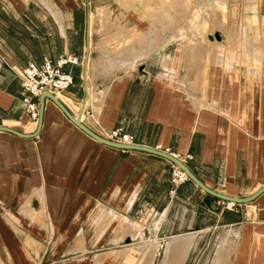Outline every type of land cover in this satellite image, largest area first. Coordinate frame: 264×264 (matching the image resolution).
<instances>
[{"label": "crops", "instance_id": "crops-1", "mask_svg": "<svg viewBox=\"0 0 264 264\" xmlns=\"http://www.w3.org/2000/svg\"><path fill=\"white\" fill-rule=\"evenodd\" d=\"M90 1L88 7L85 0H0V126L35 132L38 122L22 102L20 72L44 56L72 54L80 61L63 69L75 83L57 97L74 115L85 105L92 114L83 123L93 131L105 137L121 126L134 143L177 154L208 186L229 195L248 196L264 186V0L240 2L243 41L254 36L262 48L249 49L247 63L225 71L219 66L236 63L234 52L210 59L200 43L187 50L162 44L120 74L95 65L101 56L97 41L87 37L89 13L108 1ZM128 12L138 27V12ZM168 37L166 42L180 39ZM192 54L205 62L197 65ZM90 56H98L91 67ZM174 164L147 150L99 141L46 97L37 135L0 128V233L11 231L4 219L11 215L24 232L53 235L90 231L84 223L74 226L73 218L109 216L118 218V242L132 239L122 237L125 226L139 234L137 241L158 237L160 248L176 234L193 233L194 249L207 245L206 231L231 224L239 229L228 230L221 244L232 240V253L240 241L232 264H264V192L231 211L191 179L174 183ZM44 216L49 230L39 223Z\"/></svg>", "mask_w": 264, "mask_h": 264}, {"label": "rangeland", "instance_id": "rangeland-1", "mask_svg": "<svg viewBox=\"0 0 264 264\" xmlns=\"http://www.w3.org/2000/svg\"><path fill=\"white\" fill-rule=\"evenodd\" d=\"M107 1V4H99L97 8L93 7V11L91 7L89 14L92 15L87 37L93 36L100 51L98 56L101 57L96 60L95 65L97 63V67L111 68L108 74L116 69H118V74L122 69L129 70L132 66H128V57L131 54L132 56L138 54L139 50L148 46L158 48L165 44L163 48L180 47L187 50L192 45L200 43L199 51H208L207 55L210 59L216 52L217 54L220 51L234 52L237 64L219 66L225 68V71L227 67L232 68L247 63V51L253 49L255 52L256 47H259L254 36H249L250 41H243L242 16L244 10L240 4L241 0ZM85 5L90 7L92 3L90 0H85ZM130 9L138 12V27L130 22L131 19L128 17ZM168 33L171 38L180 39L166 42L165 39L169 38L166 36ZM147 35L149 37H146ZM262 37L261 47L264 46V31ZM261 47L258 49L262 50ZM97 57H89V67L92 65V60ZM191 57H193L191 60H196L197 65L202 64L203 59L200 55L192 54ZM138 60L142 59L136 58L131 62ZM190 61L186 58V64ZM100 73L94 74L97 76ZM257 204L258 202L254 203L252 210L257 209ZM236 207L241 208L240 205ZM96 218L91 216L71 220L74 226L79 225L80 227V224L84 223V228L90 229L84 234L82 232H59L53 235L49 232L43 234L24 232L19 218L13 215L4 217L11 231H8L6 235L0 233V264H153L155 257L156 264H232L235 254L239 252V240L232 253L228 252L227 245L222 246L221 244V239L228 230L239 229L237 225L227 224L206 231L203 239L210 238L207 245L201 248L202 243L199 242L196 248L192 249L191 246L185 256L183 253L178 255L170 253L167 243L171 239H181L182 236H195L193 233L176 234L160 248L158 237L151 239L143 237L137 241L135 239L139 234L130 232V228L124 226L122 237L130 235L132 239L125 238L122 242L120 240L118 242V218L106 216L100 221ZM46 221L48 222L44 216L39 223L49 230V222ZM210 221L212 223V220ZM228 222L226 220L224 224ZM136 229L141 230L142 228ZM129 242L131 243L127 244ZM121 247L125 248L119 249Z\"/></svg>", "mask_w": 264, "mask_h": 264}, {"label": "built area", "instance_id": "built-area-1", "mask_svg": "<svg viewBox=\"0 0 264 264\" xmlns=\"http://www.w3.org/2000/svg\"><path fill=\"white\" fill-rule=\"evenodd\" d=\"M79 61V58L72 54L62 55L56 60L44 56L41 63L30 62L22 68L20 79L25 91L22 102L26 112L33 121L38 122L39 120L40 96L43 92L50 91L58 96L60 92L68 89L75 83L74 74L65 71L63 67L66 63H78ZM85 114L92 113L89 110L85 111L84 105L82 112L77 115L80 116L82 122ZM105 137L121 143H134V136L121 126L108 130ZM175 155L177 156V154ZM172 180L174 183H179L180 181L189 180V177L180 166L174 164ZM221 201L231 211H237L238 207L236 206L240 205V203L234 201L223 199Z\"/></svg>", "mask_w": 264, "mask_h": 264}, {"label": "water", "instance_id": "water-1", "mask_svg": "<svg viewBox=\"0 0 264 264\" xmlns=\"http://www.w3.org/2000/svg\"><path fill=\"white\" fill-rule=\"evenodd\" d=\"M46 97L53 99L77 125H79L83 130H85L88 134H90L94 138L98 139L99 141L104 142V143L109 144V145H112V146L120 147V148L143 149V150H147L149 152H153L155 154L165 156L168 159L172 160L175 164L180 166L187 173L189 179L194 181L202 190H204L205 192H208L209 194L217 196L223 200L234 201L236 203H248V202L255 200L258 196H260V194H262L264 192V186L260 187L258 190H256L254 193H252L248 196H233V195H229V194H226L224 192H221V191H217V190L211 188L210 186H208L205 182H203L188 167V165L183 160H181L179 157H177L175 154H173L171 152H168L166 150H162L159 148H155L152 146L139 144V143H121V142H117V141L108 139V138L98 134L97 132H95L91 128H89L85 123H83L80 119V116L74 115L68 109V107L64 103H62V101L54 93H52L50 91H45L40 96L39 120H38L37 130L35 132L24 133V132H21L19 130L14 129V128L7 127V126H0V128H4V129L10 130V131H13V132L20 134L22 136H35V135H37L40 131L41 124H42L43 111H44L45 98Z\"/></svg>", "mask_w": 264, "mask_h": 264}, {"label": "bare ground", "instance_id": "bare-ground-1", "mask_svg": "<svg viewBox=\"0 0 264 264\" xmlns=\"http://www.w3.org/2000/svg\"><path fill=\"white\" fill-rule=\"evenodd\" d=\"M106 15H107V13H106ZM146 37H149V35H147ZM156 49L157 48H152V47L148 46V47H145V48L139 50V53L138 54H135L134 53L135 55H133V56H132V54L129 56V55H127L125 53L127 56H129L128 57V60H129L128 66H130V67L132 66V68H133V65L136 64L139 60L138 61H135L134 63H132L131 61L135 60L136 58L143 59V58L149 56L151 53H153ZM130 52H132V51H130ZM126 55H124V56L127 57ZM124 56H122V57H124ZM125 57L123 59H126ZM121 65H122V63H121ZM124 66H125V64H124ZM132 68H130V69H132ZM228 235H230V234H228ZM191 237L192 236H190V237H184V238L177 239V240H174V241H171L170 243H168V245H169L168 246L169 252L172 253V254H174V255H176V254L178 255L179 253H181V254L183 253V255L185 254V256H187L188 251H189V249H190V247L192 246V243H193V237L194 236L192 238ZM226 238H224L225 240H224V244L222 246H225V245L228 246V244L230 245V241L232 242V240H228V237H226ZM221 241H222V239H221ZM175 259H177V258H175ZM177 262H179V261H177ZM181 262H182V260H181Z\"/></svg>", "mask_w": 264, "mask_h": 264}]
</instances>
